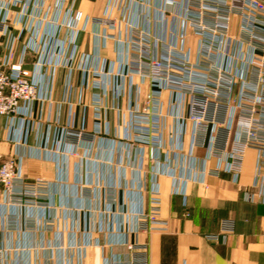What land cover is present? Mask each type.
Here are the masks:
<instances>
[{"label":"crops","instance_id":"obj_1","mask_svg":"<svg viewBox=\"0 0 264 264\" xmlns=\"http://www.w3.org/2000/svg\"><path fill=\"white\" fill-rule=\"evenodd\" d=\"M184 8L181 0H29L14 24L15 62L37 41L22 68L36 71L51 99L29 121L0 117V160L17 157L42 200L14 206L0 193V264H130L127 242L146 248V264H264V197L246 199L257 192V149L245 148L237 175L228 171L237 127L218 131L217 145L229 141L226 160L210 155V133L194 145L183 119L187 97L163 89L154 98L133 66V35L159 41L161 54L181 46L184 29L182 49L197 62L201 35ZM76 15L75 56L56 66L72 54ZM155 197L151 225L140 215Z\"/></svg>","mask_w":264,"mask_h":264},{"label":"built area","instance_id":"obj_2","mask_svg":"<svg viewBox=\"0 0 264 264\" xmlns=\"http://www.w3.org/2000/svg\"><path fill=\"white\" fill-rule=\"evenodd\" d=\"M175 1L166 0L169 4ZM181 1L185 3L184 9L193 29L201 35L197 62L191 61L190 50L182 49L186 37L184 29L177 36L181 46L174 45L161 54L157 52L159 41L133 35L130 40L132 52L136 54L133 66L150 79L154 98H158L163 89L173 90L183 99L187 97L189 114L183 119L194 127V145H203L210 133V155L220 154L226 160L228 154L224 152L229 141L217 145L216 137L221 128L230 132L237 127L238 137L230 149L228 171L237 175L245 148L257 149V192H246V199L254 201L257 197H264V0ZM14 6L21 7V10L13 18L10 12ZM28 7L29 0H0V47L7 50L0 55V117L10 121H29L36 103L43 105L51 99V91L48 93L43 89L36 71L31 74L22 68L27 51L39 53L37 41L30 38L21 60L15 62V44L19 35H14V24L26 19L27 13L23 10ZM78 19L76 15L70 23L72 54L65 60L59 59L56 66L67 65L75 56ZM35 65L39 63L35 62ZM94 86L100 88V83H94ZM159 108L155 109L157 114L151 122L153 129L161 125ZM82 134L81 131L68 132L73 137ZM40 187L38 181L29 183L25 180L17 157L0 160V193L9 203L14 206L39 205L42 200ZM151 203L156 208L149 213L142 212L140 219L152 225L158 223V199L152 198ZM227 227H230L228 223L224 228L229 230ZM125 246L130 264H146L144 246L128 242Z\"/></svg>","mask_w":264,"mask_h":264}]
</instances>
